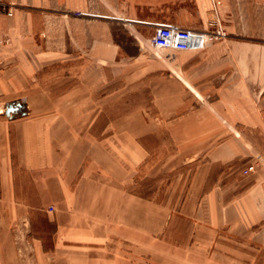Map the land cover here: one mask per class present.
<instances>
[{
  "label": "crops",
  "instance_id": "0c3cea01",
  "mask_svg": "<svg viewBox=\"0 0 264 264\" xmlns=\"http://www.w3.org/2000/svg\"><path fill=\"white\" fill-rule=\"evenodd\" d=\"M2 4L0 264H264V0ZM159 23L226 34L151 53ZM174 171L179 208L138 187Z\"/></svg>",
  "mask_w": 264,
  "mask_h": 264
},
{
  "label": "built area",
  "instance_id": "2783aa9c",
  "mask_svg": "<svg viewBox=\"0 0 264 264\" xmlns=\"http://www.w3.org/2000/svg\"><path fill=\"white\" fill-rule=\"evenodd\" d=\"M0 8L7 14H11L10 9L5 5H0ZM225 34L224 29L219 26L212 29L196 30L175 23H159L155 25L154 32L148 38L146 44L154 50L197 49L203 48L208 42L214 41ZM261 158L258 156L255 162L241 169V173L246 175L255 171Z\"/></svg>",
  "mask_w": 264,
  "mask_h": 264
},
{
  "label": "rangeland",
  "instance_id": "374dc122",
  "mask_svg": "<svg viewBox=\"0 0 264 264\" xmlns=\"http://www.w3.org/2000/svg\"><path fill=\"white\" fill-rule=\"evenodd\" d=\"M126 14L130 12L131 15H133L134 11L137 12V0H126ZM128 23V22H127ZM129 29L131 32L133 31L132 25L129 24ZM145 49L151 51V53H160L164 50H154L150 47H146ZM100 59H95V61H99ZM96 63V62H95ZM129 108V106H127ZM255 157L258 158V155L254 154ZM256 158V160H257ZM258 167H264V158L262 157L260 159V162L258 161ZM188 170V169H187ZM183 172V171H181ZM180 171H174V172H168V173H162L157 177H148L145 176L144 173H141V175L138 177V187L141 190H148L150 189L152 191V195L155 196L158 199H167L170 197V195H174V198L176 199V196L178 195V200L175 203L176 208L180 207L181 199L183 196V189L178 188V184L180 181L181 176L179 175L181 173ZM186 173V172H185ZM137 188V183L135 185ZM180 191V193H179ZM174 217L172 218L171 224L167 231L165 232L166 237L170 238H177L180 240H188L189 239V232L191 230V224L182 218L181 216H178L179 214L173 213Z\"/></svg>",
  "mask_w": 264,
  "mask_h": 264
},
{
  "label": "water",
  "instance_id": "95a60500",
  "mask_svg": "<svg viewBox=\"0 0 264 264\" xmlns=\"http://www.w3.org/2000/svg\"><path fill=\"white\" fill-rule=\"evenodd\" d=\"M10 109H8L7 111H9Z\"/></svg>",
  "mask_w": 264,
  "mask_h": 264
}]
</instances>
